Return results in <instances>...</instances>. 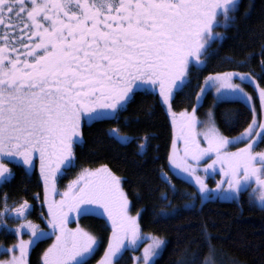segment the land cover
Returning a JSON list of instances; mask_svg holds the SVG:
<instances>
[{
  "label": "snow or ice",
  "instance_id": "6c2138e0",
  "mask_svg": "<svg viewBox=\"0 0 264 264\" xmlns=\"http://www.w3.org/2000/svg\"><path fill=\"white\" fill-rule=\"evenodd\" d=\"M237 6L238 0H0V183L14 177L5 161L23 165L30 172L39 160L47 224L56 236L44 251L42 264H87L97 250L94 235L80 226L68 227L73 212H100L111 222L112 233L97 264H119L125 250L145 239L151 243L143 249L142 257L134 260L155 264L166 241L142 234L139 213L131 214L121 177L107 165L82 168L63 192L57 188V178L75 166L74 146L82 142V123L118 119L136 90L158 89L171 112L176 91L190 84V66H201L200 57L210 41L223 39L213 30L227 28ZM235 79L254 85L259 109L252 108V121L233 139L219 132L209 112L208 127L203 130L208 147H201V133L196 128L202 122L196 110L208 90L215 88L218 100L228 95L253 100ZM197 87L200 92L191 112H171L178 134L174 132V151L168 160L176 169L191 174L197 187L195 194H189L192 203L184 205L185 210L194 208L196 199L239 200L253 184V192L259 196L252 202L264 209V151H255L264 143V86L249 73L225 71L209 74ZM109 134L121 142L128 140L117 129ZM181 140L183 155L175 148ZM245 140L242 148L227 150ZM146 142L147 136L141 149ZM209 153L216 158L205 165V173L215 171L217 163L221 166L223 179L216 190L209 189L196 175L198 167L189 163L190 158L198 164ZM161 175L175 193L167 175ZM52 195L60 199L50 198ZM161 199L167 201V194ZM7 201L5 194L0 216L15 213L14 218L23 223L11 231L17 237L27 231L31 237L18 239L5 249L12 255L0 264H28L30 246L49 233L27 219L31 205L26 200L15 207ZM167 207L171 211H162L161 217L179 211L170 202ZM0 226L7 227L2 222ZM210 240L206 235L207 252L191 264H223Z\"/></svg>",
  "mask_w": 264,
  "mask_h": 264
},
{
  "label": "trees",
  "instance_id": "16d2710c",
  "mask_svg": "<svg viewBox=\"0 0 264 264\" xmlns=\"http://www.w3.org/2000/svg\"><path fill=\"white\" fill-rule=\"evenodd\" d=\"M232 16L234 19L221 34L223 39L211 47L204 63L192 70L190 84L176 91L171 112L192 111L197 85H201L203 77L211 73H249L264 86L261 80L264 77V0H240ZM210 109L218 129L225 136L240 134L252 121V109L246 103L235 99L215 100L208 91L199 103L197 113L205 115ZM171 112L156 90L136 92L117 120H101L84 126L83 140L74 147L75 166L57 185L75 178V173L82 168L107 165L121 177L131 212L139 213L141 231L166 241L161 254L155 258V264H178L181 260L191 264L193 259H202L207 252L206 235L211 237L209 242L223 264H264V209L252 202L254 195L248 190L241 193L239 200L202 202L196 199L195 207L185 210L184 205L192 201L189 194H195L196 189L174 175L168 166L172 141ZM111 129H117L119 135L127 136L128 140L121 142L110 136ZM145 136L146 147L141 149ZM13 173L9 182L0 185V213L4 211L5 194L9 206L26 200L31 205L29 217L45 228L44 211L39 203L42 181L36 172L29 174L19 167H14ZM162 173L175 186V193L162 178ZM163 194H167V201L161 199ZM169 202L179 211L174 216L161 217L162 211H171L167 207ZM79 222L97 238V250L87 262L94 264L107 248L111 225L95 213L80 215ZM50 239L44 238L31 247L28 264L42 263L41 256ZM15 241L13 232L0 228V245L9 246ZM129 262L126 251L119 264Z\"/></svg>",
  "mask_w": 264,
  "mask_h": 264
},
{
  "label": "rangeland",
  "instance_id": "374dc122",
  "mask_svg": "<svg viewBox=\"0 0 264 264\" xmlns=\"http://www.w3.org/2000/svg\"><path fill=\"white\" fill-rule=\"evenodd\" d=\"M200 59H201V61H203L204 57H202V58H200ZM199 67H200V66H199ZM199 67H197V66L195 65V63H194V68H193V69H198ZM223 72H225V71H223ZM236 72H237V71H236ZM239 73H243V72H239ZM211 74H214V73H211ZM208 75H209V74H208ZM208 75H206V76H208ZM206 76H204V77H206ZM252 76H253V75H252ZM204 77H203V80H202L201 85L204 83ZM233 82H234V83H241V86L244 88L245 92H246L247 94H249L250 96H252V97H253V100H252L251 102H249V101L246 100L243 96H232V95L225 96V97H223V99H221V100H226V99L240 100V101L246 103L251 109H252L253 107H256L257 109H259V103H260V101H259V97H258V92L255 90L254 85H253V84H250V83H242L239 79H235ZM208 91H210V92L213 94L215 100H218V99H217V93H216V89H215V88H212V89H210V90H208ZM208 91H207V92H208ZM156 92H157L158 95H159V90H158V89H156ZM199 92H200V88H198L196 94L199 93ZM207 92H206V93H207ZM196 94H195V103H194V104H196V101H197V96H196ZM204 95H205V94H204ZM204 95H203V96H204ZM159 96H160V95H159ZM160 98H161V97H160ZM202 98H203V97H202ZM161 99H162V98H161ZM201 100H202V99H201ZM201 100H200V103H201ZM186 110H187L188 112H191V111H189L190 109H186ZM181 112H182V111L177 112V113L175 112V113H176L177 115H179V113H181ZM209 112H211V113L213 114L212 109L208 110L207 113H206L205 115H200V114H198V113H197V110H196V116H197V119H198L199 121L202 122V123H199V124L197 125L196 131L199 132V133H201V135L198 136V139H199L200 142H201V147H204V148L208 147L207 141H205L204 138H203V130H204L206 127H208V115H207V114H208ZM170 118H171L170 121H171V125H172V141H171V146H170L169 154L172 153V152L174 151V144H173V140H174V132L178 134V129H176L175 126H174V124H173V117H172V114H170ZM215 126L217 127L216 123H215ZM217 128H218V127H217ZM218 130H219V129H218ZM219 132H220V130H219ZM242 132H243V131H242ZM242 132H241V133H242ZM220 133H221V132H220ZM221 134H222V133H221ZM222 135H223V134H222ZM239 135H240V134H238V135H236V136H232V137L225 136V135H223V136L227 137L228 139H233V138H235V137H237V136H239ZM246 142H247L246 140H245V141H241V142H235V143H233L232 145H229L227 150H228V151H232V152H234L237 148H242V147L244 146V143H246ZM175 148H176V149H179L181 155H183V141H182V140H181V141H178V142L176 143ZM255 151H264V143H259L258 146L255 148ZM209 157H211V159H209ZM215 158H216V157H215V154H214V153H209L208 156L205 157V158H203L198 164H197L196 162L192 161V160L189 158V163H191V164H195V165L198 167V169H199L198 172L196 173V175H200V176L204 179V181H205V183L207 184L208 188H209V189H212V190H216L217 182H218V181H221V180L223 179L222 176H221V174H220V167H221V166H220L219 163H217V164L215 165V171H213L212 169H209L207 173H205V171H204V167H205V165L211 163V160H212V159H215ZM37 160H38V159H37ZM168 166H169L170 171H171L174 175H176V176H178V177L184 179L185 181L189 182V183L192 184L193 186L195 185L194 177H192L191 174H189V173H184L182 170L176 169V168H175V165H172L171 162H170L169 160H168ZM99 167H100V166H98V167H94V168H89V169H95V168H99ZM38 169H39V160H38ZM80 171H81V170H79V171H77V172L75 173V174H76V177H77V175L80 173ZM39 172H40V170H39ZM75 179H76V178H75ZM57 183H58V182H57ZM68 183H69V182H67V183L64 182L63 184H59V185H57L58 190H59L60 192H63V191L65 190V188L67 187ZM42 185H43V181H42ZM194 187H195L196 192H197V187H196V186H194ZM223 187H224V189H227V184L225 183V184L223 185ZM255 187H256V185L253 184L251 187H249V188L247 189V190H248V193L254 195V199H255L256 197L259 196V193H258V192H253V189H254ZM50 198H54V199H56V200H59V199H60V196H59V195H52V196H50ZM20 203H22V202H19V203H17V204L15 203V205L13 204V205H11V207L18 206ZM39 203H40V205H41V208H43V211H44V217H45V219H43V220H44V222H45L47 228H46V227H45V228L42 227V226L39 224V222H38L37 220L31 219V218L29 217V212L31 211V209H30V211L27 213V219L30 220L32 223L38 225L39 228H40L41 230H44V231H46V232H48V233H51L50 226H48V224H47V219H48V217H47L48 207H47V204L44 203V187H43V189H42V195H41V197L39 198ZM190 203H192V201L189 202L188 204H190ZM1 213H2V212H1ZM95 214L98 215V216H101L102 218H104V219H105V220L111 225V222L108 220V218H107L106 215H102L100 212H95ZM131 214H132V215H137V213H133V212H131ZM14 217H15V213H9V215H7V216H5V217H4V216H0V222H2V225H6V226H7L6 228L3 227V226H0V228L3 227L4 229H7V230H10V231H11V230L17 228L21 223H23L22 220H20V219H15ZM138 222H139V220H138ZM77 226H80V227L84 228L85 230H87L88 232H90L92 235H94L89 229L85 228L84 226H82V225L80 224V222H79V215H78L77 213L73 212V213L70 214V221H69V223H68V227L71 228V229H75ZM140 229H141V228H140ZM11 232H13V233L15 234L14 231H11ZM141 232H142V231H141ZM51 234H52V233H51ZM142 234H143L144 236H146V237H151V236H152V235H150L149 233H145V232H142ZM15 236H16V235H15ZM48 236H49V235H48ZM48 236H47V237H48ZM94 236H95V235H94ZM30 237H31V233L26 231L22 236H20V237H17V236H16V241H15L14 244H16V243L18 242V239L28 240V239H30ZM47 237H46V238H47ZM95 237H96V236H95ZM55 239H56V236L53 234V238L50 239V242H49V244L45 247L44 251H45L50 245H52V244L55 242ZM162 239H163V238H162ZM163 240H164V239H163ZM150 243H151L150 240L145 239V240L139 242V243H138V246H130L127 250H125L124 252L128 251V256H129V259H130L129 264H137V261L134 260V258H140V257H142L143 249H144L147 245H149ZM12 245H13V244H12ZM12 245H9V246H2V245H0V260H6V259H9V258H10V256L12 255V253L6 252L5 249L10 248ZM33 245H35V244H33ZM33 245H32V246H33ZM32 246H30L29 251H30V249H31ZM29 251H28V255H29ZM44 251H43V253H44ZM124 252H123V253H124ZM43 253H42V256H41V261H42ZM16 254H17V255L19 254L18 251H17ZM103 255H104V253H103ZM103 255L100 256V258H99L94 264H97V262L103 257ZM27 259H28V256H27ZM41 264H42V263H41ZM140 264H142V260L140 261Z\"/></svg>",
  "mask_w": 264,
  "mask_h": 264
},
{
  "label": "flooded vegetation",
  "instance_id": "af4514ba",
  "mask_svg": "<svg viewBox=\"0 0 264 264\" xmlns=\"http://www.w3.org/2000/svg\"><path fill=\"white\" fill-rule=\"evenodd\" d=\"M239 2H240V0H238V3H239ZM231 15H232V13H231ZM219 19H220L221 24H223V23H224L223 17H220ZM223 29H224V27H217V28H215L213 31L216 32V33H219L220 36H221V34L223 33ZM219 40H220L219 38H215V39L211 40V41H210V46L207 48V52H206L204 55H202L200 58L205 57V56L209 53L211 47H212L215 43H217ZM193 68H194V63L190 66L189 77H190V75H191V72H192ZM189 77H188V78H189ZM145 90H152V89H150V88H149V89H138V90H136V92H139V91L145 92ZM136 92H135V93H136ZM135 93H134V94H135ZM133 96H134V95H133ZM132 99H133V97H132ZM132 99L130 100V102L132 101ZM130 102H129V103H130ZM129 103H128V104H129ZM128 104H127V105H128ZM124 112H125V110H124V111H121V112L119 113V117H121V116L123 115ZM119 117H118V118H119ZM106 120H117V119H106ZM95 122H99V121H92V122H90V121H84V122L82 123V140H83V129H84V126H87V125H89V124H91V123H95ZM79 144H80V143H79ZM79 144H78V145H79ZM75 146H76V145H75ZM75 146H74V147H75ZM5 163L8 164V167L12 170V172H13V168H14V167H16V168H18V167H19V168H22L26 173H29V174H31L32 171H33V172H36V174L38 175V177H39L40 180L42 181L41 176H40V172H39V169H38V160H36L35 167H34L30 172L27 171V170H26V167L23 166V165H17L16 163H11V162H8V161H5ZM69 170H70V168L64 170L63 174L57 178V182H59L60 179H62L63 177H65V176L68 174ZM75 178H76V177H75ZM75 178H74V177H73V178H70V179L67 180V182H69V181H71V180H74ZM1 184H3V183H0V185H1ZM44 219H45V218H44ZM79 219H80V215H79ZM48 237L53 238V234L49 233V236H48Z\"/></svg>",
  "mask_w": 264,
  "mask_h": 264
}]
</instances>
